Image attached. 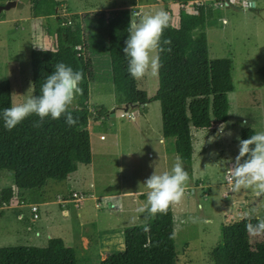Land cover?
<instances>
[{"label":"rangeland","instance_id":"374dc122","mask_svg":"<svg viewBox=\"0 0 264 264\" xmlns=\"http://www.w3.org/2000/svg\"><path fill=\"white\" fill-rule=\"evenodd\" d=\"M6 1L8 0H2L0 4ZM58 1L61 2L59 17L68 20H71V15L81 16L98 11H104L106 18L118 11H128L131 16L139 18L163 10L169 14V23H174L176 13L181 8L193 13L195 6H205L209 59L231 61L234 88L228 94V120L223 131H220V126H215L211 131H195L202 137V144L199 148L200 139L194 137L196 140L192 168L188 169L183 165L184 170L189 173L184 198L179 204L170 207L178 264H211V251L220 243L221 225L225 224V220L226 223L239 221L244 219L245 213L249 217L264 218V197H257L250 189L231 193V186L225 178L226 168L238 154L237 130L254 128L255 132L264 131V0H229V6L224 3L222 7L220 5L223 0H191L187 3H177L175 0ZM244 2L249 5L255 2V6L245 9ZM65 10L70 15L65 14ZM55 18L41 24L42 30L48 36L47 42L39 45L41 49L55 48ZM13 19L18 21L17 25L12 22ZM30 19L26 10L12 9L0 15V82L18 80L12 82V104L23 102L26 96L32 94L31 65L29 57L26 56L31 44ZM79 24L89 47L94 74V80L89 85L88 101L92 113L88 128L93 163L84 170L94 174V196L119 193L124 195L110 201L117 206L116 209H110V202L106 203L104 199L93 200L92 197L75 191L56 195L48 204L52 212L50 216L53 218L49 234L52 238L65 239V244L75 250L77 264H100L101 259L118 251L109 254L110 252L103 249L92 253L93 259L88 257L89 255L82 258L81 250L86 248L82 247L80 237L84 234L92 241V235L95 231L98 232V229L114 228L123 222L127 223L128 227L145 226L152 222L155 217L146 214L141 213L139 220H132L129 216L138 215L137 209L146 200L144 180L154 171L159 174L170 170L178 155L172 140L166 143L164 153L154 143V140L161 136L160 105L152 100L158 89L157 73L136 79L137 88L144 91L149 98L145 105L135 106L134 111L141 110V117L134 122L127 118L112 117V114L117 113L120 116L121 111H129L130 106L123 103L112 83L110 59L106 51V20L79 19ZM18 65L23 67L25 72H16ZM100 108L107 110L102 117L97 114ZM144 123L149 125V132L147 128L144 129ZM223 134L227 137L220 139ZM101 135L105 140L99 139ZM205 137L210 143L205 142ZM205 143L207 148H204ZM13 182L11 173L0 171V192L11 188ZM131 192L134 194L130 195ZM226 193H230V196ZM70 194L84 198L79 203L73 202L68 197ZM61 200L64 203L60 202ZM119 204L127 210L135 209L137 213L132 212L126 214L127 216L119 213ZM44 210L45 208H40V219L31 224L32 216L29 209H26L30 219L27 218L23 223L45 225L46 221L42 220ZM64 210L69 212V215L63 220L65 215L62 216L61 213ZM176 217L186 221L178 231L174 224ZM192 217L199 218L198 222L192 223ZM77 219L81 222V231L74 225ZM18 223L13 212L9 211L6 217H0V235L4 239L1 242L2 247L17 246L13 236ZM260 240H263V237L252 236V242Z\"/></svg>","mask_w":264,"mask_h":264},{"label":"trees","instance_id":"16d2710c","mask_svg":"<svg viewBox=\"0 0 264 264\" xmlns=\"http://www.w3.org/2000/svg\"><path fill=\"white\" fill-rule=\"evenodd\" d=\"M2 1V0H0ZM191 0H175L187 3ZM31 16L57 17L54 49L33 50L30 55L33 95H39L41 86L57 63L63 62L84 73L70 111L78 123L69 127L64 117L53 120L46 117L41 127L33 124L39 120L30 115L11 131L5 129L0 119V171L14 177V189L39 192L48 180L64 181L76 172L79 165L92 161L89 120V85L94 80L88 44L79 19L106 20L107 51L110 59L112 83L126 105H144L149 98L137 88L136 79L127 71L123 54L131 14L118 11L106 18L104 11L81 16L71 15V20L58 15L57 0H29ZM162 46L171 51L159 53L158 89L152 98L160 105L161 134L174 139V149L183 165L192 167L191 129L209 130L228 120V94L233 91L231 61L210 60L206 35V8L195 6L193 13L179 10L177 26L165 28ZM264 74V70H263ZM12 105L9 81L0 82V112ZM105 108L97 110L101 117ZM255 131L243 128L240 139H247ZM194 146V145H193ZM13 188L0 192V207L8 206L14 197ZM255 224L257 218L241 219L224 225L221 241L211 251V264H264L263 240L252 242L245 228ZM172 209L156 214L145 226L129 227L124 231L123 251L108 255L100 264H178L175 249ZM0 264H77L75 250L66 247L60 238H51L45 247L14 246L0 248Z\"/></svg>","mask_w":264,"mask_h":264},{"label":"clouds","instance_id":"9594fccd","mask_svg":"<svg viewBox=\"0 0 264 264\" xmlns=\"http://www.w3.org/2000/svg\"><path fill=\"white\" fill-rule=\"evenodd\" d=\"M169 19V14L163 10L139 18L131 16L122 51L128 62V74L133 79L156 74L161 67L159 53L171 51L170 47L165 49L162 46L170 45L171 39H164L161 42ZM83 78L82 71L74 70L63 62L57 63L55 70L46 77L38 96L28 95L23 102L12 104L0 112L5 129L11 131L33 114L39 117L33 124L34 127H41L46 117L56 120L61 116L69 127L76 125L79 118L73 117L70 106L76 96L82 93L80 85ZM223 129L224 125H221L220 131ZM237 139L238 154L225 170V178L231 186L230 192L237 193L242 189H250L257 197H264V131L256 132L247 139L239 137ZM188 181L189 173L184 170L183 162L177 156L170 170L159 174L154 171L144 180L146 200L137 212L151 217L158 213L165 214L170 205L179 204L183 200ZM104 200L108 203L112 197H105ZM244 218L249 219L247 213ZM198 219L192 217L191 222L196 223ZM183 223L186 221L176 217L175 229L178 231ZM245 228L252 236H264V218H258L255 224L247 223Z\"/></svg>","mask_w":264,"mask_h":264},{"label":"crops","instance_id":"0c3cea01","mask_svg":"<svg viewBox=\"0 0 264 264\" xmlns=\"http://www.w3.org/2000/svg\"><path fill=\"white\" fill-rule=\"evenodd\" d=\"M221 3L228 4V6H229L230 1L229 0H223V1H221ZM244 3H246V2H244ZM252 3H254V6H255V2H251V4ZM217 5H219V4L217 3ZM60 6H61V2H60ZM64 6H65V4H64ZM212 7L215 8L214 5ZM17 10L18 11L26 10L27 12H29V15L31 17L30 21H31L32 30L29 34V41L31 42V44L29 45V48L26 51V56L29 57V59H30L31 52L33 50L41 49L39 47V45L41 43L45 44L47 42V39H48L46 32H44V30H42V28H41V24L43 22H46L49 19H54L55 16L33 18L31 16L30 3L25 5L22 9H17ZM58 10H59V7H58ZM65 11H66L65 14H68L67 10H65ZM68 15H70V14H68ZM55 20H57V17L55 18ZM12 22L16 24L18 21L13 19ZM178 23H179V10L176 13V20L174 21V23H169V24L173 25V26H177ZM37 32H39L38 35H36ZM54 36H55V34H54ZM45 50H49V49H45ZM88 52H89V47H88ZM89 56H90V54H89ZM16 72L23 73V72H25V70L23 69V67L21 68V66L18 65V66H16ZM13 73H15V72H13ZM15 80L18 81L17 79H12V81L10 80V82H11L10 85H11L12 90H13L12 82ZM31 89H32V86H31ZM128 106H130L129 111H124V112L128 113V115L131 114L133 119H130L127 116H125L124 118H127L128 120L134 122V121H136V119L138 117H141V114H140L141 110L139 112L134 111V109L136 108L135 106H137V105H134V106L128 105ZM139 108H141V107H139ZM111 116L116 117V118H122L121 116L117 115V113L114 115L112 114ZM221 125L226 126L227 124L224 123ZM221 125H216V126H221ZM88 127H89V124H88ZM143 127H144V129L147 128L148 132L150 131L148 124L143 125ZM214 127L209 129V131L214 129ZM242 129L237 130V132H239V138H240V131ZM252 129L254 130V128H252ZM88 130H89V128H88ZM195 131H197V130L191 129L192 148L193 149H194V146H193L194 141L196 140V138H199L200 142H201V143L199 142L200 143L199 148L201 147V144H202V137L199 136L197 134V132H195ZM195 134H196V136H195ZM224 136H225V138L227 137L225 134H223L222 137H220V139H223ZM101 137H103V139H101ZM194 137H196V138H194ZM147 138L148 137L146 136V139ZM99 139L105 140V137L103 135H101V136H99ZM171 140L174 143V139H165V138H163V136L161 134L159 139L154 140V143H155V145H158V147H160L164 153V148H165L166 143L168 141H171ZM211 140H213V139L211 138ZM205 142L210 143L208 141L207 137H205ZM204 148H207V144L204 145ZM92 163H93V161H91L90 165H92ZM90 165H86V166L85 165H79L77 171L72 173L64 181L48 180L45 187L39 192L16 190V189H14V182H13V184L11 185V188H13L15 190L14 197L10 201V204L8 206L0 207V217H4V216L6 217L10 211V212H13V214L15 215V219L17 220V222H19L17 224L15 230H14V236L13 237H14V240H16L14 244H16L17 246H28V247H45L47 245L48 240L52 238L51 237L52 235L49 234V227L53 226V223H52L53 218L50 216L52 214V212H51V210H49V208H51V207H49L48 204H49V202H51V200L53 198H55L56 195L67 194V193H71V192L75 191L76 193L86 194L87 197H92L93 200L104 199L105 197H112V199H115L117 197H121L122 195H124V194L119 193V194H111V195H107V196H98V197L94 196V194L96 192L95 191L96 185L94 182V174L92 172H88L87 170H84L85 167H89ZM129 194L130 195L134 194V192H131ZM227 194H229L228 196H230V193H227ZM31 205H37L38 206V218L37 219H33V215L30 211ZM99 207H100V204L98 203V208ZM109 207H110V209H116L117 208V206L112 202H110ZM40 208H45V210L43 211V214H42V218H43L42 220H45L46 224L45 225H41V224L31 225L32 223H34V221L40 219V216H39ZM26 209H29L30 214L32 216L31 224L27 223V222L23 223V221L26 220L27 218L30 219V215L25 212ZM118 210H119V213H122L125 215L132 213V212L137 213L135 211V209L134 210L133 209L127 210V209H124L120 204H119ZM121 210L123 212H121ZM129 210H132V211H129ZM62 212H63V213H61L62 216H63V214L65 215L62 217L63 220L68 218L69 212H67L65 210ZM77 216L79 218L80 214H78ZM129 217H131L132 220H134V219L139 220L141 218V213H139L138 215L135 214L133 217L130 215ZM49 218H52V219H49ZM79 219H81V218H79ZM79 219H77V221H76V223H74V225L76 228H80V231H81L82 228H81V222ZM229 223H232V221H228L226 223V220H225V224L221 225V228L224 225H227ZM70 227L71 226H69V228ZM127 228H129L127 223L123 222L122 224H120L114 228L109 227V228L98 229V232L95 231L93 233L92 241L89 240L90 237L87 238L83 234L80 237L81 238V244H82V247L84 246L86 249L84 250V248H82V250H81L82 251L81 252L82 258H85L86 256L89 255L88 257H91L93 259L94 257H92V253L94 254L95 251H100L103 249L107 252H110L109 254H111V252H115V251H118V252L123 251V249H124V231ZM60 239L63 240L64 238H60ZM3 240L4 239L1 238V235H0V248H4V247H2L3 245L1 243ZM220 241H221V236H220ZM63 242L65 244V242H66L65 239L63 240ZM90 244H92L91 247H89ZM65 246L68 247L66 244H65ZM12 247H14V246H12ZM84 252H87V253H84ZM75 256H76V253H75ZM102 260L103 259H101L100 262Z\"/></svg>","mask_w":264,"mask_h":264},{"label":"built area","instance_id":"2783aa9c","mask_svg":"<svg viewBox=\"0 0 264 264\" xmlns=\"http://www.w3.org/2000/svg\"><path fill=\"white\" fill-rule=\"evenodd\" d=\"M225 5H228V4H225ZM244 5L246 7L245 9H247L248 7L251 6V4L249 5L248 3H245ZM220 6L221 7L224 6V3H221ZM120 116L122 118H124L125 116H127L128 118L133 119V117H132L131 114L128 115V113H126L124 111H121V115ZM101 138L103 139V137H101ZM68 197H70L73 202H77V203H79L81 201V199L84 198V196H78L77 194H73V195L70 194V195H68ZM60 202L64 203V201H62V200ZM30 211H31V213L33 215V219H37L38 218V206L37 205H31L30 206Z\"/></svg>","mask_w":264,"mask_h":264},{"label":"water","instance_id":"95a60500","mask_svg":"<svg viewBox=\"0 0 264 264\" xmlns=\"http://www.w3.org/2000/svg\"><path fill=\"white\" fill-rule=\"evenodd\" d=\"M27 4H29V0H8L4 4H0V15L11 9H22ZM251 6L254 7V3Z\"/></svg>","mask_w":264,"mask_h":264},{"label":"bare ground","instance_id":"6f19581e","mask_svg":"<svg viewBox=\"0 0 264 264\" xmlns=\"http://www.w3.org/2000/svg\"><path fill=\"white\" fill-rule=\"evenodd\" d=\"M102 139V138H101Z\"/></svg>","mask_w":264,"mask_h":264}]
</instances>
